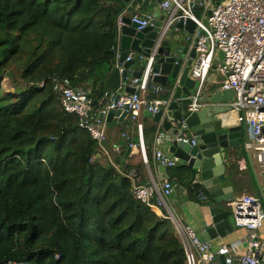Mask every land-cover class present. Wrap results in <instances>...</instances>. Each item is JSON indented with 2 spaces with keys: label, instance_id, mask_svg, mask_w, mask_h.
Instances as JSON below:
<instances>
[{
  "label": "trees",
  "instance_id": "trees-1",
  "mask_svg": "<svg viewBox=\"0 0 264 264\" xmlns=\"http://www.w3.org/2000/svg\"><path fill=\"white\" fill-rule=\"evenodd\" d=\"M125 11L121 0H0V264H185L171 221L130 193V174L148 185L143 161L116 164L53 88L67 79L88 91L91 80L93 107L103 106L98 83L112 70ZM169 95L155 85L146 98ZM168 170L170 184L196 187L186 167Z\"/></svg>",
  "mask_w": 264,
  "mask_h": 264
},
{
  "label": "built area",
  "instance_id": "built-area-1",
  "mask_svg": "<svg viewBox=\"0 0 264 264\" xmlns=\"http://www.w3.org/2000/svg\"><path fill=\"white\" fill-rule=\"evenodd\" d=\"M196 6L200 11L198 18L194 16ZM157 8L164 13V27L149 57L136 55V61L145 62V68L140 78L132 79L134 92L118 94L116 101L113 95L105 94L101 98L103 106L96 111L88 91L72 87L67 79H53V88L60 94L61 107L77 118V126L85 130L106 155L102 148L106 141V122L99 114L105 116L110 109H116L126 112L129 119L135 121L142 111L154 115L168 106L170 97L158 100L145 97L154 55L165 35L177 33L175 24L180 19L183 22L190 19L195 26L192 34L195 57L189 76L197 86L188 110L195 112L208 106L200 103L199 98L205 93L212 70H216L219 90L234 93V99L224 104L229 109L220 112L217 119L224 127L246 123L248 140L242 148L251 155L255 170L256 167L259 169L257 174L264 175V0H157ZM151 19V16H131V22L137 25L138 31L146 28ZM43 86L40 83V87ZM153 90L157 92L159 88L154 87ZM137 132V146L144 165L148 166L142 125L138 123ZM162 139L156 131L153 160L160 166L171 168L174 163L158 147ZM182 141L187 142L188 139L183 137ZM239 166L245 169L246 163ZM134 176L128 175L131 195L153 211L163 209L167 213L165 217L171 221L174 236L181 243L185 264H264V190L262 197L243 194L226 203L231 209L233 230L243 231L244 235L215 249L210 242L200 241L172 209L169 200L171 184L167 178L143 186ZM158 215L164 216L163 212Z\"/></svg>",
  "mask_w": 264,
  "mask_h": 264
},
{
  "label": "water",
  "instance_id": "water-1",
  "mask_svg": "<svg viewBox=\"0 0 264 264\" xmlns=\"http://www.w3.org/2000/svg\"><path fill=\"white\" fill-rule=\"evenodd\" d=\"M125 8L138 4L145 10L148 0H122ZM200 14L199 7L194 11L195 18ZM131 14H124L117 22L116 38L113 45L115 54L114 64L109 75L98 83L105 94L113 95L114 101L118 99V92L133 93L134 88L126 85L129 78H140L145 68V62L136 63V55L147 58L159 35L163 30L164 19L160 21L149 20V25L138 31L137 25L131 22ZM145 18V14H140ZM175 27L178 32H187L190 37L183 45L180 35L174 32L165 35L154 55L148 83L158 84L170 88V102L166 108L160 109L152 115L145 112V117L151 119L166 135L165 143L168 152L176 160V164L186 167L193 176L195 185L202 187L208 195L205 205L186 200L182 202L178 211L183 222L196 234L202 242H210L215 238H222L233 232V218L226 203L234 197L238 177L228 174L227 165L233 162V153L243 147L248 140V130L245 122L239 126L224 127L217 115L224 111V104L234 99L233 91L216 90L209 94L203 93L200 103L208 106L195 112L188 110L195 94L196 81L190 78L189 70L195 57L193 45L190 46L194 23L188 19L179 20ZM129 58L128 61L126 59ZM88 82L91 93V85ZM124 85V86H123ZM106 123H122L127 117L126 112L110 109L107 114H99ZM186 137L187 142L182 138ZM257 192L262 197L263 190L258 174L250 154L246 153ZM118 164V158H114ZM165 171V167L161 166ZM167 178V176H166ZM222 258H220L221 260Z\"/></svg>",
  "mask_w": 264,
  "mask_h": 264
},
{
  "label": "crops",
  "instance_id": "crops-1",
  "mask_svg": "<svg viewBox=\"0 0 264 264\" xmlns=\"http://www.w3.org/2000/svg\"><path fill=\"white\" fill-rule=\"evenodd\" d=\"M148 1L150 5L152 4V7L148 5L145 10H142L141 8H139L138 4L134 3L131 5V7H128L126 9L124 14H131V15L136 14L139 16L140 14H145L146 16H151L152 20L156 22L160 21L161 19H164V13L157 8V0H148ZM175 34H178L181 36L183 45L187 42L188 38L190 37V35L184 31H181ZM192 42H193V37H191L190 46H192ZM136 63L137 65H139L137 61ZM132 79L133 78H129L125 80L124 83L131 87ZM218 81H219V76L216 70H212L209 76V80L206 84L205 93L209 94L210 92L219 90ZM155 85H158V84H151V86H155ZM151 86H148L149 90H151ZM163 91L164 89L161 90V92ZM148 92L146 93V96L148 95ZM121 93H123V87L118 92V94H121ZM137 123L147 128L149 132L145 137H143L146 155H147L148 160H150V163H151L148 166L146 165L142 166L143 174H144V181L148 184L151 183L152 181L156 183L161 182L168 175V171H169L168 169H171V168L174 169L175 167H177L178 164H176V160L168 152V147H167V144L165 143L166 135L156 124H154V122L151 119H148L145 117V111H142L135 121H131L129 117H127L122 123L120 122H116L115 124L106 123L105 129H106V136L108 138V145L103 146L104 152L109 158L113 160L114 158H118V161L123 160L125 161L127 165H132V166L141 165L140 163L142 161V157L140 154V150L137 146L138 144ZM152 127H155L156 131H158L159 134L162 135L163 139L158 147L174 163V166H173L174 168L173 167L165 168V171H163L161 166L154 162L152 152H153V140H154V135H155L154 133L156 132L150 133L151 130L149 129H151ZM122 152H126L127 156H120ZM230 162H233L237 166V168L241 171H244V170L247 171L250 169L248 161H247L246 153L244 152L243 148L233 153V161H230ZM244 162L246 163V168L241 169L239 165ZM229 169H230V164H228L226 168V171L228 172V174H230ZM139 179L142 180L140 177L136 181L138 182ZM259 182H260V179H259ZM260 185L262 187V190H264V186H262L261 182H260ZM248 190H251V191H246V193L256 194L255 189L249 188ZM188 191L189 190L187 188L178 184V181L176 179H173V181L171 182L169 200H170V203H172L173 198L177 199L178 205H177V210H176L177 212L175 211V213L178 214L180 217L181 215H180V212L178 211V207L182 202L186 200H190V201L199 203L203 206L206 204V201H207V197H206L207 195L204 192L202 187H199L196 185V187L194 186V189H192L191 192L188 193ZM163 211H164L163 209L162 211L158 209H154V212L157 214ZM243 235H244L243 231L233 230L231 234H228L222 238H215L212 241H210V243L212 244L213 248L216 249L221 245H227V244H230L232 242L239 240L241 237H243Z\"/></svg>",
  "mask_w": 264,
  "mask_h": 264
},
{
  "label": "rangeland",
  "instance_id": "rangeland-1",
  "mask_svg": "<svg viewBox=\"0 0 264 264\" xmlns=\"http://www.w3.org/2000/svg\"><path fill=\"white\" fill-rule=\"evenodd\" d=\"M2 83H3V88L4 89H6V90L9 89V91H11V89L9 88V82L3 80ZM256 170L259 173V169L257 167H256ZM234 173L238 177L237 181L235 182V185L237 187V191L234 194V198H237V197H239V196H241L243 194L255 195L253 193H246V191H251V190H248V189L252 186V181H251V178L249 176L248 171H245V170L241 171L236 166V169H235ZM258 176H259V179H260V182H261L262 186H264V175L258 174ZM171 204H172L171 206H173L172 209L174 211H176L177 210V205H178L177 199L173 198V202ZM228 209L231 210L229 207H228ZM163 213L167 214L165 211H163Z\"/></svg>",
  "mask_w": 264,
  "mask_h": 264
}]
</instances>
